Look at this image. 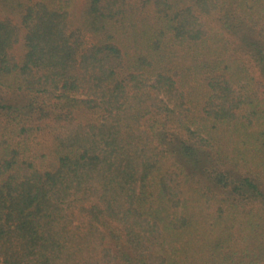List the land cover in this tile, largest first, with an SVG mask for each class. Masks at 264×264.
Listing matches in <instances>:
<instances>
[{
	"label": "trees",
	"instance_id": "16d2710c",
	"mask_svg": "<svg viewBox=\"0 0 264 264\" xmlns=\"http://www.w3.org/2000/svg\"><path fill=\"white\" fill-rule=\"evenodd\" d=\"M79 2L0 0V264H264V0Z\"/></svg>",
	"mask_w": 264,
	"mask_h": 264
},
{
	"label": "rangeland",
	"instance_id": "374dc122",
	"mask_svg": "<svg viewBox=\"0 0 264 264\" xmlns=\"http://www.w3.org/2000/svg\"><path fill=\"white\" fill-rule=\"evenodd\" d=\"M86 0H80L77 8H81L83 7V5L85 4ZM11 18L13 20V23L16 25H21L20 22V17L18 15H12L10 16L9 14L5 13V11H2L0 9V19L6 18L8 17ZM25 31L24 28L21 27V32H20V37L18 42L13 46L12 52L14 54L15 57L20 58L21 56H23L24 52H25V47H24V42H23V36L25 35Z\"/></svg>",
	"mask_w": 264,
	"mask_h": 264
}]
</instances>
